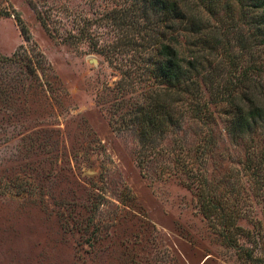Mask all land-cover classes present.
I'll return each mask as SVG.
<instances>
[{"label":"rangeland","instance_id":"obj_1","mask_svg":"<svg viewBox=\"0 0 264 264\" xmlns=\"http://www.w3.org/2000/svg\"><path fill=\"white\" fill-rule=\"evenodd\" d=\"M30 1L52 16L57 37ZM216 2L202 99L261 97L264 0ZM108 5L0 0V54L26 47L37 68L25 81L32 89L21 85L0 109V264H264V126L232 139L235 106L216 101L207 117L186 115L148 142L138 126L114 125L116 99L103 94L119 73L92 50ZM84 19L92 40L79 35ZM249 232L261 233L258 244Z\"/></svg>","mask_w":264,"mask_h":264},{"label":"trees","instance_id":"obj_2","mask_svg":"<svg viewBox=\"0 0 264 264\" xmlns=\"http://www.w3.org/2000/svg\"><path fill=\"white\" fill-rule=\"evenodd\" d=\"M105 1L112 5L97 18L95 25L103 32L97 33L92 50L109 58L119 73L115 87L107 88L103 94L116 99L118 107L114 112L110 110L114 125L125 126L124 129L136 125L140 138L148 142L186 115L207 117L210 101H216L224 103L226 108L235 106V112L228 114V132L232 139L254 127L264 126L261 123L264 122V95L260 97L249 92L243 97L229 95L217 99L210 97V101L202 99V53L213 50L210 44H214L212 40L217 28L212 26L211 18L216 12V0ZM30 4L44 30L51 38L57 37L59 31L52 28V16L45 15L33 2ZM263 6L264 3L258 7ZM17 22L25 41L30 43L32 37L28 27L21 17ZM83 22L85 24L78 28L79 35L84 40L91 39L92 22L88 19ZM106 35L114 36V39L103 40ZM75 37L70 32L66 41ZM35 63L26 47L12 56L0 54L1 110L9 107L21 85L32 89L25 81L27 75L37 72ZM12 66L20 67L21 78ZM251 83L257 82L252 80ZM47 87L52 88L49 84ZM233 235V242L237 243L238 234ZM246 237L258 244L262 235L249 232ZM236 246L242 258L258 260L252 250Z\"/></svg>","mask_w":264,"mask_h":264}]
</instances>
